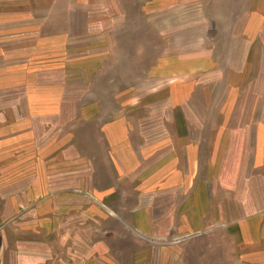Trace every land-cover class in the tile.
<instances>
[{
    "label": "rangeland",
    "instance_id": "1",
    "mask_svg": "<svg viewBox=\"0 0 264 264\" xmlns=\"http://www.w3.org/2000/svg\"><path fill=\"white\" fill-rule=\"evenodd\" d=\"M0 264H264V0H0Z\"/></svg>",
    "mask_w": 264,
    "mask_h": 264
},
{
    "label": "crops",
    "instance_id": "2",
    "mask_svg": "<svg viewBox=\"0 0 264 264\" xmlns=\"http://www.w3.org/2000/svg\"><path fill=\"white\" fill-rule=\"evenodd\" d=\"M249 202L250 203H253V200H251V199H249ZM256 203H261L262 204V202L261 201H258V202H256ZM257 216V215H256ZM255 217V216H254ZM253 217V218H254ZM260 221L261 220H259V221H254V222H250V219H249V221L247 222V223H245L244 224V228L247 230H249V229H251L252 228V226H253V230H252V232L250 233V234H247V236L246 235H243V238H245V236L249 239V240H252V238H257V240H259V242L261 241V233H260V226H259V223H260ZM245 229L243 230V231H245ZM258 233H257V232ZM256 232V233H255ZM249 235H251V236H253V237H250Z\"/></svg>",
    "mask_w": 264,
    "mask_h": 264
}]
</instances>
